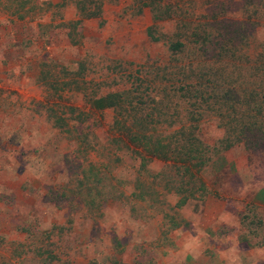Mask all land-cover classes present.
Wrapping results in <instances>:
<instances>
[{
    "label": "rangeland",
    "instance_id": "obj_1",
    "mask_svg": "<svg viewBox=\"0 0 264 264\" xmlns=\"http://www.w3.org/2000/svg\"><path fill=\"white\" fill-rule=\"evenodd\" d=\"M143 1L0 0V264H264V145L252 158L243 145L220 150L216 117L193 107L210 147L209 193L182 207L155 176L162 161L141 165L116 148V115L178 126L165 118L182 111V67L206 51H171L186 28L154 21ZM166 1L183 13L194 5ZM218 1L241 17L245 0ZM114 91L137 110H89L87 97Z\"/></svg>",
    "mask_w": 264,
    "mask_h": 264
},
{
    "label": "trees",
    "instance_id": "obj_2",
    "mask_svg": "<svg viewBox=\"0 0 264 264\" xmlns=\"http://www.w3.org/2000/svg\"><path fill=\"white\" fill-rule=\"evenodd\" d=\"M191 1L194 5L187 7L185 13L178 3L166 0L142 2V5L150 7L154 21L176 19L177 29L186 28L188 34L183 40L171 43V51H182L189 44L206 48V51L196 55L197 64L192 71L190 65L182 67L183 80L187 83H184L185 90L182 88L183 92L176 97L181 102L182 111L175 117L170 115L165 118L170 126H178L172 131H159L157 123L148 127L152 121L143 114L144 111L134 112L137 115L124 119L116 115L112 124L119 125L121 130L115 139L117 149L124 146L133 151L141 165L153 160L163 162V168L155 176H158L166 192L178 197V207L201 200L209 193L202 170L210 159V147L199 134V122L203 115H197L194 108L210 109L216 117L217 127L223 131L216 141L220 150L243 145L249 158H252V154L257 156L264 145V38L257 35L258 27L264 28V0H245L239 9L240 18L232 16L224 2ZM77 6L80 10L83 2ZM209 12H212L208 16L212 18L211 22L198 23V17ZM96 14V11H83L84 17ZM206 28L210 33L197 32ZM148 34L151 39L157 40L151 31ZM127 94L114 91L87 97L89 110L96 112L112 108L118 111L129 106L136 111L137 104L131 93ZM52 118L58 123V117ZM85 179L92 181L88 174ZM259 192L264 194L262 189L257 192L258 195ZM139 199L146 201L144 196ZM83 201L86 206L93 205L91 198L84 197ZM164 216L168 214L164 213L162 218ZM89 264L95 262L90 261ZM106 264L122 263L114 260Z\"/></svg>",
    "mask_w": 264,
    "mask_h": 264
}]
</instances>
